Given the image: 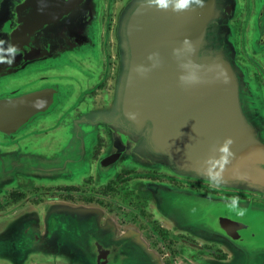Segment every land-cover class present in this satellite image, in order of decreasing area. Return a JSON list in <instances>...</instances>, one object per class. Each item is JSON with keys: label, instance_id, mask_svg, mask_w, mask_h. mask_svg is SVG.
<instances>
[{"label": "water", "instance_id": "obj_1", "mask_svg": "<svg viewBox=\"0 0 264 264\" xmlns=\"http://www.w3.org/2000/svg\"><path fill=\"white\" fill-rule=\"evenodd\" d=\"M8 1L13 0L0 2V16L3 17L0 21V40L4 41L5 38V44L0 45V49H3L0 50V56L5 60L11 59L7 52L9 44L14 45L18 52L15 54L16 64L0 63V137L5 140L3 146L12 145L17 137H33L40 130L46 131L50 127L48 125L53 121L50 117L57 115L56 107L63 99L69 98V90L77 89L73 86V81L77 79L72 75L76 74L73 69L78 68L81 72V52L85 53L92 48L94 34L98 37L94 22L95 0H89V6H84L86 0H17L14 12L16 20H13V23L4 19V14L1 15L5 5H9ZM238 3L239 0H205L203 8L177 13L170 9L158 10L154 6H142V0H127L124 6L119 8L118 20L120 13L123 14L126 9L127 17L125 23L119 26L120 36L123 37L121 43L117 36L119 27H114L117 68L113 96L109 99L116 106L111 113L116 119L119 117L120 122L108 127L110 133L106 138L107 147L95 165L94 175L117 162H120L121 167L131 164L138 169H147L133 159L134 150L139 145L137 141L142 135L146 136L150 150L164 157L168 165L171 163V168L190 174L182 176L186 180L170 174L173 179L207 184L209 182L203 175V161L214 154V147L226 137H231L234 141L231 150L235 157L224 171V179L244 181L250 186L248 192L229 193L242 192L248 197L264 196V142L257 138V130L254 129L256 127L260 135L264 136V95L260 98L249 87L231 45L229 23ZM257 3L259 15L251 23H245V28H249V44L252 41V49L249 50L252 56L257 50L264 53V42L260 43L264 34L263 0H257ZM152 22L162 27L160 33L152 30L149 25ZM51 33L63 39L54 50L44 40L48 34L53 36ZM156 37L162 38L163 41L149 42ZM185 38L191 42L194 51L190 50L189 45L182 48ZM178 48L181 49L179 58L173 55V49ZM160 50L165 52V57H160L158 66L153 68L147 57ZM169 54L171 58H168ZM167 58L172 61V68H165L168 67ZM72 59L76 60L75 65L70 62ZM93 59L96 61L95 57ZM105 61L107 62V59ZM181 63H185L187 67L182 69ZM260 63L264 74V61L261 60ZM60 65L68 67L62 69ZM138 65L149 68V71L143 75L138 74L135 71ZM83 67L90 73L87 76L83 74L86 80L95 72L96 67L91 70L87 67V62L83 63ZM182 74L194 75L198 77L199 82L182 84L179 80ZM261 90L264 91L263 88ZM244 92L245 96L241 94ZM241 103L253 113L254 128L241 115ZM129 112L136 113L137 119L130 120L127 115ZM77 121L86 123V120L79 117L73 124ZM53 128L51 135H55V127ZM67 135L68 132H61V137L67 139L66 145L62 142L58 146H51V143H48L45 151L32 152L36 154V158H33L29 165L19 163L13 165L14 169L22 168L35 171L41 176H49L42 178L44 186H49L50 183L61 185L64 175L69 173L67 166L73 163L69 158H64L70 153V150H67L70 143ZM73 137L77 138V142H72L76 144L73 156L78 160V147L82 153L79 155L84 156L81 135L73 129ZM129 137L133 142L128 141ZM53 151L54 156L51 155ZM38 163L41 165H37ZM27 182L30 183L31 180ZM144 189L148 190L146 187ZM154 190L159 200L154 199V192L147 194L156 202L157 212L158 204L164 198L170 204L177 205L176 197L187 194L199 202L197 204L203 205L201 218L197 217L201 227L212 225V220L219 221L218 224L223 227L231 220L232 213L225 207V201H217L209 194L196 195L170 186H159ZM245 203L246 211L243 216H239L240 220H244V225L248 227L251 226L249 218L253 216L254 222L260 227L264 221V210L254 212L255 209L250 207L252 203ZM26 204L27 201L24 200L12 205L13 216L4 218L0 232V255L4 251L16 254L26 251L29 246H36L37 250L49 253V256L55 259H67L69 254H66L62 247L74 245L73 247L81 250L80 245L68 242L67 239L72 238V235H68L67 239L66 234L61 235L64 238L62 246H59L62 244L59 239L52 238L55 233L65 232L71 223L74 224L75 216L86 215L95 219V222H90L91 233L86 234L87 243H84L92 264H99L100 251L106 254L105 264H157L153 254L139 244L129 229L119 232L114 219L101 207L82 203L72 205L57 199L45 203L39 209L18 212ZM41 213L46 214L41 224H33L31 217ZM8 214L10 213H6V216ZM234 215L235 219H238V215ZM160 220L162 221L161 217ZM93 233L98 234L101 239H96L91 235ZM80 234L81 229L74 232L73 242L78 243L76 236ZM121 239L124 243L119 246L118 241ZM0 264L26 263L23 259L17 260L14 255H7L5 261H0Z\"/></svg>", "mask_w": 264, "mask_h": 264}, {"label": "rangeland", "instance_id": "obj_2", "mask_svg": "<svg viewBox=\"0 0 264 264\" xmlns=\"http://www.w3.org/2000/svg\"><path fill=\"white\" fill-rule=\"evenodd\" d=\"M17 0L8 1L9 5H5L4 9L1 10V15L4 14V19H9L11 23H13V20H16V16L14 15L15 12V5ZM127 0H95V31L98 34V37L96 34L92 36V48H89L87 51L81 52V72L80 70H77L78 68L73 69V72H76V74L72 75L77 79V81H73L74 88H77L75 90L71 89V93L69 94V98L63 99L61 103L56 107L57 108V115H52L50 117V120H53L50 125H48V129L46 131L40 130L38 134H34L33 137H20L17 140L12 143V145H6L3 146V143H5V140L0 137V203L3 205V208L0 209V232L2 231L4 218L6 217H12L13 214L11 211H13L12 205H4V202H7V194L11 190L21 187L22 191L24 192V195L29 199L32 198L35 194L34 191L31 190L32 186L35 185L36 187L45 188L48 187V185H42L43 179L47 175H40L36 173L35 171H29L22 168H16L14 169L13 165H17L19 163L29 165L31 160L33 158H36V154H32V152H38L47 149L48 143H51V146L55 144V146H58L59 143L63 142V145L65 144L66 138L61 137V132L67 133V138H69V146L67 150H70V153L66 154L64 157L69 158V161L73 163L68 165L69 167V173H66L64 175L63 183L61 185L64 186H74L77 188V195L81 196L83 198L84 196H88L92 198V200H96L98 202H101L104 207L109 208L113 213L114 217L116 218L117 222L115 221L114 217L111 216L116 225L117 228L120 231V227H124L126 229V224L128 222H134L135 226H138L140 222H147L146 219L141 220L140 219V212L141 210L144 212H154L155 214L151 217L154 218L156 215L161 217L162 221L164 220V224L167 227H175L180 230H183L188 233H194L198 231L200 226V221H198V218H201L202 209L200 204H197L199 202L192 199L190 195L183 194L180 196H177L175 200L178 201L176 204H170L165 198L163 201H160L158 204V212L156 211V202L152 200L151 202H148L147 200L143 199L142 195V189L143 187H146L149 192H154V199L157 198L159 200V197L157 196V193H155L154 188H158L159 186H170L168 184L160 183V184H152V183H139V182H133L135 179V174H146L148 171H155L164 175H168L172 180L173 177L170 176L174 175L180 179L186 180L185 177L190 174L178 171L177 169L171 168V163L169 165L167 164V161L164 157L160 155L154 154L150 150L149 143L146 139V136L140 137L138 142V147L134 150L133 159H136L141 166L146 167L147 169H138L133 167V165L126 164L125 167L120 166V162H117L116 164H110L108 167H105L103 172H98V175H94V168L95 165L100 158L104 154V151L107 147V136L109 132L108 127H113V124H117L120 122L119 117L116 119L114 115H112L111 110H114L116 106L113 105L112 100L109 99V97L113 96V87L115 85V72H116V55H115V38L113 37L114 27L118 28L120 25H123L125 23L126 17H127V9L122 14L120 13L119 16V8L124 6L125 2ZM1 2V0H0ZM230 4V2H228ZM264 5V0H263ZM84 6H89V0H86ZM84 6H81V8H84ZM250 7V9H249ZM87 9H85V13ZM260 13L259 5L257 3V0H239V3L237 7L235 8L233 18L231 19L229 25L231 28V35H230V41L231 45L234 49V55L235 59L238 63V66L245 78V80L248 82L249 87L252 89L254 94L258 95L260 98H263V92L261 88L264 89V74L261 70L262 63H260L261 60L264 61V53L255 51L253 53L254 56L250 54V48L252 49V41H248L247 33L249 31L248 26L245 28V23L249 24L251 21H253ZM248 17V19H247ZM251 17V20H250ZM2 18L0 16V21H2ZM83 19V18H81ZM8 23V22H7ZM82 23V21H81ZM83 28V27H82ZM81 28V29H82ZM115 28V30H116ZM121 28L118 29V40L119 43L122 42L123 37L120 36ZM253 33V32H252ZM38 34V32L36 33ZM53 36L49 35L44 39L46 40V43L50 45V47L54 50L56 47H58L62 43V38L59 35H55L54 33H51ZM37 38H41L40 36H37ZM3 39V38H2ZM5 41V38H4ZM223 41V40H222ZM264 42V34L261 36L260 43ZM3 46V45H2ZM63 49V48H62ZM241 49V50H240ZM6 51V48H5ZM7 53V52H6ZM8 57L12 59V54H8ZM93 57L96 58V61L93 59ZM261 60H260V59ZM15 59V57H14ZM87 59V60H86ZM107 59V62L105 61ZM16 59L14 60V64H16ZM75 59H72L70 62L74 63L75 65ZM87 62V67H90L92 70L93 67L95 69V72L92 73V75H89V77L85 80L83 78L84 75L90 74L86 69V67H83V63ZM106 63V64H105ZM105 65V67H104ZM60 67L65 68L68 66L60 65ZM124 65L122 66L123 69ZM72 69V67H71ZM86 69V71H85ZM124 71V70H123ZM44 76V75H41ZM58 76V75H57ZM122 76V74H121ZM121 80V77H120ZM79 81V82H78ZM121 82V81H120ZM119 82V84H120ZM74 84H77L74 85ZM81 94V95H80ZM243 96H245V92L241 93ZM243 102V100H241ZM264 105V103H263ZM241 115H243L244 119L254 128V118L253 113H251L246 105H243L241 103ZM264 107V106H263ZM118 108V107H117ZM64 112V115H61L60 113ZM60 114V115H59ZM86 120V123L84 121H77L75 124V120L79 119ZM63 119V120H62ZM74 120V121H72ZM55 127V135H51L52 129ZM42 129V128H40ZM73 129H75L76 133L81 135V147L84 153V156L79 155L81 153L80 147H78V160L73 156V151L76 149L74 145L75 143H72L73 141L77 142V138L73 137ZM254 129L257 130V138L260 141L264 142V136L262 137L258 131V129L255 127ZM43 131V132H42ZM51 131V132H50ZM81 131V133H80ZM50 132L48 135L47 133ZM77 135V134H76ZM70 136V137H68ZM101 139L103 143L106 142V146H104L103 149H101L100 154L98 155L97 160H93L92 158V152L94 147L97 144V140ZM136 140V138H135ZM129 142H133L129 137ZM79 143V142H78ZM56 151V150H55ZM137 153V155H135ZM82 154V153H81ZM52 156L55 155V152L51 154ZM41 156H44V153H41ZM81 160V162H80ZM2 161V162H1ZM94 161V162H93ZM15 162V164H12ZM18 162V163H17ZM37 165H41L38 163ZM24 167H27L25 165H22ZM174 171H172L171 169ZM121 170H133V175L131 176H124V181H117L114 180V175L119 173ZM175 172H181L176 174ZM166 173V174H165ZM181 175V176H180ZM49 177V176H47ZM53 177H57V175H53ZM198 177H201L198 175ZM198 178H194V180H197ZM27 180H31V182H27ZM201 180V179H200ZM225 183L219 187V188H213L209 183L203 184L202 182H196L201 185H205L210 187L211 189L216 190H225L228 192L232 191H249L248 186L249 184H245L244 181L240 180H230V179H224ZM109 187L111 190H106L105 185L109 182ZM175 181H179V179H176ZM191 181H179L184 184L191 183ZM49 184V183H47ZM60 185L59 183H50L49 186H57ZM175 188V187H173ZM20 189V188H18ZM180 191L190 192L192 194H207L204 192H198V191H192L188 187H182V188H176ZM156 194V195H155ZM211 197L216 198L217 201H225L228 198H221L222 195H211ZM150 197V196H149ZM260 196L255 197H248L246 199V202H251L252 205H250L251 208H254V212L257 210H264V197L263 200L259 199ZM155 199V200H157ZM256 200H258L256 202ZM260 200V201H259ZM52 201H55V199H51L49 197H44L41 199L39 204H31L27 203L24 205L18 212L28 210V209H39L41 206H43L45 203H51ZM69 202V201H67ZM72 205H90L94 207H100L98 205L93 204H85L83 202H69ZM143 203V204H142ZM245 202L240 201V206L245 207ZM102 208V207H101ZM103 209V208H102ZM104 210V209H103ZM105 211V210H104ZM6 213H10L6 216ZM105 213H107L105 211ZM231 218L235 217V213L231 212ZM108 214V213H107ZM46 214H39V215H33L31 217L32 223L40 225L41 221L44 219ZM95 215V214H93ZM96 216V215H95ZM157 216V217H158ZM9 217V218H10ZM93 216L86 217V215H78L75 216L74 224H70L67 230L64 232H57L55 233L53 239H59L63 245L62 236L66 234V239L68 235H72L73 237L70 239H67L70 244L74 243L76 246L80 245L81 250H79L76 247H73L74 245L64 246L62 247L64 252L66 254H69V258H64L63 260H58L53 258V256H49V253H43L40 250H37L36 246H29L26 251L24 252H18L15 254V252H6L2 255H0V261H5L7 255H14L17 260L23 259L25 263H32L36 262L39 264H48V262L55 261L56 264H92L91 257L88 256L87 249L84 245V243H87V233H91V221L95 222V219ZM198 217V218H197ZM253 217V216H252ZM250 216L249 223L252 227H259L256 225V222H254V219ZM236 218V217H235ZM159 219V218H158ZM160 220V219H159ZM105 221H103L104 223ZM261 223V222H260ZM87 224V227H86ZM150 226V223L147 225ZM84 227V228H81ZM166 227V228H167ZM261 228V234L264 239V221L260 225ZM81 229V234L77 235L76 237L80 240L77 241L78 243L73 242L75 240L74 232ZM96 239H101L100 236L96 233L91 234ZM5 239L6 235L4 234ZM36 239V238H35ZM135 239L144 246L153 256L155 257V262L157 264H160L159 257L148 247L146 246V243L142 240V238L137 235ZM119 244H123L124 240L118 241ZM9 249V247H7ZM75 258L77 260L75 261ZM54 259V260H53ZM128 263V262H127ZM130 264V263H129Z\"/></svg>", "mask_w": 264, "mask_h": 264}, {"label": "flooded vegetation", "instance_id": "obj_3", "mask_svg": "<svg viewBox=\"0 0 264 264\" xmlns=\"http://www.w3.org/2000/svg\"><path fill=\"white\" fill-rule=\"evenodd\" d=\"M104 146H106V142L103 143L101 139L97 140V144L92 152V158L94 161L97 160L98 155ZM132 171L133 170L119 171V173L114 175L113 181H124V176L133 175ZM110 182L111 181L105 185L106 190H111L109 187ZM133 182H139L142 184L145 182L155 185L164 183L175 188L188 187L192 191H205L207 194L216 196L222 195L221 198L238 196L241 202H245L248 198L247 194L242 192L236 194L223 190L218 191L196 182L184 184L172 180L167 175L150 170L146 174H135ZM31 190L34 191L35 194L29 199L24 195L21 187L11 190L7 194L8 201L4 202V205H15L24 200H26L27 203L39 204L41 199L49 197L51 199H59L69 202L80 201L85 204L94 203L95 205L102 207L108 215H114L109 208L103 206L105 204L92 200V198L88 196H84L83 198L78 196L76 194L77 188L74 186L57 185L40 188L33 185ZM141 191L143 199L152 203L153 199L151 196H148L144 187ZM263 197L264 196H260L258 198L263 200ZM257 201L258 200H256V202ZM2 208L3 205L0 203V209ZM151 214L154 215L155 213H146L142 210L140 212V219H146L147 222L150 223L149 227L146 222H140L138 226H135L134 222L130 221L126 224V229H129L133 235H139L142 238L148 249L153 251L159 257L160 264H264V239L261 234V228L245 226V221L240 220L239 216L238 219L233 217V219L231 218V220H228V226L226 225L222 227L218 224L219 221L212 220V225L201 227L194 233H188L178 228H171L161 224L162 221L159 220L160 217L156 215L152 218ZM114 219L117 222L115 217ZM232 220L233 222H231ZM123 230L124 227H120V231ZM118 245L121 246L119 243Z\"/></svg>", "mask_w": 264, "mask_h": 264}, {"label": "clouds", "instance_id": "obj_4", "mask_svg": "<svg viewBox=\"0 0 264 264\" xmlns=\"http://www.w3.org/2000/svg\"><path fill=\"white\" fill-rule=\"evenodd\" d=\"M142 6L145 7H155L158 10H171L173 12H183L188 10H194L195 8H203L205 6V0H142ZM5 44V41L0 40V45ZM184 45H189L190 50L194 51V48L191 47V42L185 38L182 41V48ZM3 50V49H0ZM7 52L12 54V59L5 60L4 57L0 56V63L12 64L14 62L15 54H17L18 49L9 44L7 48ZM181 49H173V55L179 58ZM147 60L151 62V67H157L159 63L158 54L152 53L149 54ZM180 67L182 69L186 68L187 65L185 63H181ZM135 71L138 74H145L149 71V68H146L143 65H138L135 68ZM179 80L182 84H193L198 83V77L196 76H188V75H180ZM225 83L227 80L225 79ZM128 118L130 120H136L137 114L129 112ZM234 143L231 137H226L222 143L218 146L214 147L213 155H209L202 163L203 175L208 180L210 185L213 188H219L224 183V171L227 166L232 163V160L235 157L234 152L231 150V145ZM225 207L234 212L238 216H243L245 214V209L240 206V198L238 196H232L228 198L225 202Z\"/></svg>", "mask_w": 264, "mask_h": 264}, {"label": "bare ground", "instance_id": "obj_5", "mask_svg": "<svg viewBox=\"0 0 264 264\" xmlns=\"http://www.w3.org/2000/svg\"><path fill=\"white\" fill-rule=\"evenodd\" d=\"M39 17V16H38ZM150 26H151V28H152V30H156L158 33H160L161 32V30H162V27L160 26V25H156V23H150L149 24ZM160 41H163V39L162 38H160V37H156L155 39H153V40H150L149 42H160ZM158 59H160V57H165V52H163V51H158ZM168 58H171V54H169L168 55ZM167 58V59H168ZM167 63H168V65H166V66H168V67H165V66H163V67H165V68H172L171 67V65H172V61L171 60H167ZM176 63V62H175ZM162 66H160V68H161ZM229 167V166H228ZM228 226V225H227ZM98 256H99V259H98V262H99V264H105L106 262H107V259H106V257H105V253L104 252H98Z\"/></svg>", "mask_w": 264, "mask_h": 264}, {"label": "crops", "instance_id": "obj_6", "mask_svg": "<svg viewBox=\"0 0 264 264\" xmlns=\"http://www.w3.org/2000/svg\"><path fill=\"white\" fill-rule=\"evenodd\" d=\"M27 38V37H26Z\"/></svg>", "mask_w": 264, "mask_h": 264}]
</instances>
